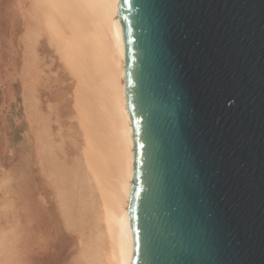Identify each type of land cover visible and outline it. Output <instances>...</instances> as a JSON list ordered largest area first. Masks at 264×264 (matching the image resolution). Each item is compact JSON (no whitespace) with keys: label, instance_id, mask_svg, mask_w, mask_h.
Wrapping results in <instances>:
<instances>
[{"label":"water","instance_id":"obj_1","mask_svg":"<svg viewBox=\"0 0 264 264\" xmlns=\"http://www.w3.org/2000/svg\"><path fill=\"white\" fill-rule=\"evenodd\" d=\"M130 264H264V0H119Z\"/></svg>","mask_w":264,"mask_h":264},{"label":"bare ground","instance_id":"obj_2","mask_svg":"<svg viewBox=\"0 0 264 264\" xmlns=\"http://www.w3.org/2000/svg\"><path fill=\"white\" fill-rule=\"evenodd\" d=\"M119 0H0V264H130Z\"/></svg>","mask_w":264,"mask_h":264}]
</instances>
